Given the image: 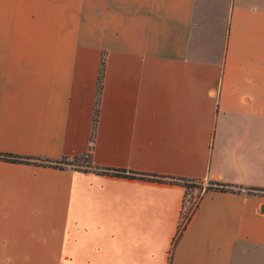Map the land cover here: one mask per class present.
Returning a JSON list of instances; mask_svg holds the SVG:
<instances>
[{"label":"crops","instance_id":"1","mask_svg":"<svg viewBox=\"0 0 264 264\" xmlns=\"http://www.w3.org/2000/svg\"><path fill=\"white\" fill-rule=\"evenodd\" d=\"M204 1L0 0V264H264V0Z\"/></svg>","mask_w":264,"mask_h":264},{"label":"trees","instance_id":"2","mask_svg":"<svg viewBox=\"0 0 264 264\" xmlns=\"http://www.w3.org/2000/svg\"><path fill=\"white\" fill-rule=\"evenodd\" d=\"M103 73H104V59H101V63H100V69H99V73H98V77H97V87H96V99H95V103H94V116H93V127H92V132L90 135V145L88 148V151L83 154L81 157L78 158H82L84 161H90L91 159V150H92V141H93V135H94V130H95V125H96V120H97V113H98V103H99V98H100V93H101V89H102V79H103ZM78 158H75V160H77ZM0 159H4V160H8V161H13V162H29V158L28 157H24L18 154H12V153H5V152H1L0 153ZM56 165V164H54ZM103 172L105 173H111V174H115V175H122V176H127V177H138V178H150V179H157V180H162V176H158L155 174H151V175H146V174H142V173H138L135 171H126L125 169H109L106 168L103 170ZM172 181H177L179 183H181L186 190V194L188 192V190L193 186V182L194 181H190V180H186V179H171ZM230 189V186H227L226 184H222V183H214V182H210L208 186L205 187L204 192L207 191H211V190H228ZM253 190H261V188H252ZM189 200V199H188ZM189 203H191V201L189 200Z\"/></svg>","mask_w":264,"mask_h":264},{"label":"rangeland","instance_id":"3","mask_svg":"<svg viewBox=\"0 0 264 264\" xmlns=\"http://www.w3.org/2000/svg\"><path fill=\"white\" fill-rule=\"evenodd\" d=\"M213 1H210V0H205L204 1V9L202 11V16H200V21L201 23L205 24V23H211L213 24L214 26H217L220 24L219 20H217L216 18V10L215 9H211V5ZM221 25V24H220ZM214 36L217 35V33H213ZM85 161H82L81 160H70V163L72 164H80V163H83ZM210 182H207V181H196V182H193V186L188 190L187 192V195H188V199L191 201L190 203V207H192L198 200V198L200 197L201 193L204 191L205 187L209 185ZM189 204V203H188ZM187 204V206H188ZM185 220H182V223L184 222Z\"/></svg>","mask_w":264,"mask_h":264}]
</instances>
